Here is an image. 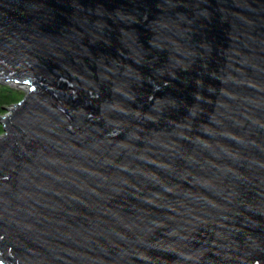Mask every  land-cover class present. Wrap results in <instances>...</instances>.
<instances>
[{"label":"water","instance_id":"obj_1","mask_svg":"<svg viewBox=\"0 0 264 264\" xmlns=\"http://www.w3.org/2000/svg\"><path fill=\"white\" fill-rule=\"evenodd\" d=\"M1 83L0 264H264V0H0Z\"/></svg>","mask_w":264,"mask_h":264},{"label":"trees","instance_id":"obj_2","mask_svg":"<svg viewBox=\"0 0 264 264\" xmlns=\"http://www.w3.org/2000/svg\"><path fill=\"white\" fill-rule=\"evenodd\" d=\"M23 91L10 85L0 84V115L5 113V108L20 101L23 97ZM3 132L0 124V134Z\"/></svg>","mask_w":264,"mask_h":264},{"label":"rangeland","instance_id":"obj_3","mask_svg":"<svg viewBox=\"0 0 264 264\" xmlns=\"http://www.w3.org/2000/svg\"><path fill=\"white\" fill-rule=\"evenodd\" d=\"M4 84H7V85H10V86H12V87H15V88H19L20 90H22L23 91V94L25 95V93H26V89L25 88H22V87H18L16 84H14V83H4ZM23 95V96H24ZM23 98V97H22ZM9 107V106H8Z\"/></svg>","mask_w":264,"mask_h":264},{"label":"bare ground","instance_id":"obj_4","mask_svg":"<svg viewBox=\"0 0 264 264\" xmlns=\"http://www.w3.org/2000/svg\"><path fill=\"white\" fill-rule=\"evenodd\" d=\"M19 86H21V87H23V88H25L26 90H28V87L26 86V85H19Z\"/></svg>","mask_w":264,"mask_h":264}]
</instances>
